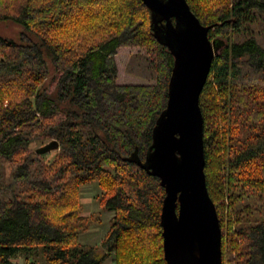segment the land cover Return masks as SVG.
I'll use <instances>...</instances> for the list:
<instances>
[{"label": "trees", "instance_id": "16d2710c", "mask_svg": "<svg viewBox=\"0 0 264 264\" xmlns=\"http://www.w3.org/2000/svg\"><path fill=\"white\" fill-rule=\"evenodd\" d=\"M187 2L219 47L200 106L223 264H264V0ZM0 20L24 28L20 41L0 35V264H167L165 189L134 161L152 144L174 65L150 10L142 0H0ZM132 48L144 51L125 72L140 79L121 84L117 54ZM43 139L60 145L49 165L31 150ZM95 181L111 226L101 244L82 245L81 187Z\"/></svg>", "mask_w": 264, "mask_h": 264}, {"label": "water", "instance_id": "95a60500", "mask_svg": "<svg viewBox=\"0 0 264 264\" xmlns=\"http://www.w3.org/2000/svg\"><path fill=\"white\" fill-rule=\"evenodd\" d=\"M154 36L174 57L166 108L157 118L144 161L165 189L161 210L167 264H223L222 228L206 182L200 95L218 52L187 0H142ZM52 139L38 154L59 148Z\"/></svg>", "mask_w": 264, "mask_h": 264}, {"label": "rangeland", "instance_id": "374dc122", "mask_svg": "<svg viewBox=\"0 0 264 264\" xmlns=\"http://www.w3.org/2000/svg\"><path fill=\"white\" fill-rule=\"evenodd\" d=\"M23 26L20 24L15 23L12 20H0V35L6 37L8 39H13L15 41H20L21 32L23 31ZM138 51H144L143 49L139 48H132L131 50H121L117 54V62L120 66V78L119 82L121 84H128L127 81L132 83H136L135 79H140L136 76L127 74L125 72V65L133 53ZM124 75V76H123ZM125 76L127 81H125ZM132 77V78H130ZM49 82V79H48ZM139 82V81H138ZM52 139L49 140H36L31 145V150L36 151L40 147L45 146L48 144ZM59 153V148L53 149L49 152L39 154L41 159L46 164H51L54 160L56 155ZM12 170V166L7 164L6 165V174L9 177ZM101 192L100 187L98 186L97 182H92L86 184L81 187V203H82V214L89 217L88 229L81 233L80 236V243L82 245H98L101 244L103 239L106 237L110 226H111V218L113 216V212L105 209L98 201V196ZM31 262L35 260L36 264H45L43 258L40 256L38 258L32 257H19L16 259L18 264H28V261ZM102 264H114L113 260L110 258L106 259Z\"/></svg>", "mask_w": 264, "mask_h": 264}]
</instances>
